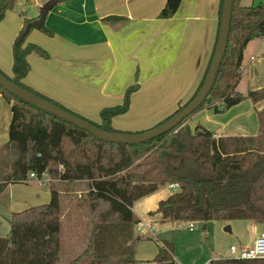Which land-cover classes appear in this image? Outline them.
<instances>
[{
    "label": "trees",
    "instance_id": "16d2710c",
    "mask_svg": "<svg viewBox=\"0 0 264 264\" xmlns=\"http://www.w3.org/2000/svg\"><path fill=\"white\" fill-rule=\"evenodd\" d=\"M241 1L233 0L227 44L213 85L204 102L192 113L204 105L212 108L214 113H220L246 98L253 102L264 100V87L246 94L235 90L244 47L250 40L264 36V4L246 6ZM180 3L181 0H166L158 17L170 18ZM15 5L16 0H0V22L6 11ZM44 16L23 19L11 44L12 75L0 71L15 84L101 129L123 132L113 128L111 120L128 109L130 94L138 89L136 86L126 90L122 104L101 109L100 122L95 123L25 85L24 78L30 71L29 54L34 52L42 58L49 57L41 46L26 40L32 29L53 34L45 25ZM214 48L215 45L192 95L182 104L178 103L172 113L154 126L170 118L199 91ZM0 94L10 104L11 111L8 141L0 148V194L10 182L27 181L31 172L37 175L46 172L48 178L58 176L69 183L87 181L86 201L91 224L88 241L67 264H136L135 242L150 237L135 233L139 218L132 210L133 203L170 183H178V188L161 199L154 212H150L157 213L163 222L246 220L264 223V107L258 112L256 135L216 137L201 125L194 127L192 132L184 124L190 113L161 135L126 144L101 140L1 86ZM213 94L218 96L217 101L208 103ZM75 151L79 152V158L73 156ZM60 165L64 167L61 171ZM8 221L9 233L0 235V264L58 262L61 203L57 190L51 188L47 203L12 212ZM158 246L154 260L160 264H176L172 244L165 241ZM213 264H264V258L221 257Z\"/></svg>",
    "mask_w": 264,
    "mask_h": 264
},
{
    "label": "rangeland",
    "instance_id": "374dc122",
    "mask_svg": "<svg viewBox=\"0 0 264 264\" xmlns=\"http://www.w3.org/2000/svg\"><path fill=\"white\" fill-rule=\"evenodd\" d=\"M46 3L51 4L53 2L52 0H16L15 7L6 11L5 18L0 22V70L5 75H12L10 51L12 34L20 30L24 18H33L37 14L42 18L46 14L44 9ZM243 3L245 5L253 3L254 5L258 3L264 4V0H243ZM192 22L195 25L196 22L192 20L179 23L190 25ZM160 23L163 22L156 21L154 23L153 32H155L156 26L160 25ZM179 23L176 21L172 22V27ZM202 24V27L197 30L194 37L197 49L201 46V30L205 27V23L203 22ZM34 30L38 33L37 29H32L27 35V41L30 39L37 40L32 36ZM10 32L11 36L8 37V33ZM169 35L171 38L167 42H165L166 38L164 37L159 42L156 38L150 41L149 30L146 29V50L150 51L152 56L150 58L145 57L143 63L140 61L139 64H129V69H134L135 66L139 65V67L134 69L132 74L130 70H127V67L126 69L123 68V70L122 67H119L120 63L117 60L121 56H124V53L120 51V47H114L112 58L116 60V63L114 62V68L112 63L113 70L111 71L114 77L109 79L110 81L107 82L103 91H100V86L97 84L96 86L91 85L81 90L78 89L77 93L79 96L73 94L65 96L67 97L66 100L71 102H68V104H71V110L78 113L81 111L87 119L99 123L101 109L107 106L122 104L126 90L131 86H136L138 89L130 94L128 109L112 118L111 125L113 128L123 132H139L162 121L176 109L178 103L182 104V102L186 101L195 89L193 87L195 79L192 85H188V78H182L183 80L175 78L174 64L171 60L173 52H180L178 48L182 45V42L179 40L183 36L180 32H175V27L172 28ZM106 55L111 59L110 54ZM29 64L33 71L31 74L33 79L35 75H39L38 72H40L41 66L44 67V65L32 63V58ZM95 65L97 68L100 67L99 73L106 70L105 60L101 62L99 58ZM84 67L87 66L82 65L80 69ZM193 72L196 73V71ZM124 73H128V76L131 74V77L127 80ZM262 76L263 74L259 77ZM102 77H98L96 82L102 81L104 78ZM251 80H247L244 77L237 85L236 90L245 94L248 88H250L248 86H251ZM24 83L26 86L31 87L28 81V74L24 78ZM191 89L192 91L189 92ZM217 99L218 96L213 94L208 103L216 102ZM248 103L244 102L238 106L234 105L235 107L232 106L220 114H214L211 111L208 114L213 116L212 120L226 118L235 113L240 114L243 112ZM10 117V104L1 96L0 148L8 141L7 133ZM205 117H207L206 105L192 113L184 121V124L192 132L194 131V127L199 123L212 130H217L219 125L216 126L209 123ZM253 121H256V119L252 118V123ZM67 146L70 147L69 144ZM72 153L74 157H80L78 151ZM58 168L61 171L64 167L60 165ZM51 188L58 191L61 203V249L60 257L56 264H67L85 248L88 241L91 224L89 206L86 201L87 181L77 180L69 183L58 176H51L44 182L28 177L25 182L8 183L0 194V235L4 236L9 233L10 224L8 217L12 212L47 203L50 199ZM172 191L174 190L167 187L161 188L156 194L158 195L157 198H151L147 202H143L136 210V213L143 217V219L135 225V233L150 237V239L135 242L136 264H160L154 260L158 251V244H160L158 241H166L172 244V256L176 264H213L215 259L221 257L228 258L230 256L229 247L231 245L240 248L241 245L251 242L255 233L264 230V223H254L246 220H233L230 222L218 220L206 222H163L160 220V216H156L157 213L150 214V212H154L158 206V202ZM152 206L153 209H150ZM147 209L150 210L146 211ZM139 223L142 226L140 230L138 229ZM190 223L193 224L192 230L189 229ZM150 224L153 225V230H150ZM226 225L230 226V231L225 229ZM248 225H252L254 230L251 231Z\"/></svg>",
    "mask_w": 264,
    "mask_h": 264
},
{
    "label": "crops",
    "instance_id": "0c3cea01",
    "mask_svg": "<svg viewBox=\"0 0 264 264\" xmlns=\"http://www.w3.org/2000/svg\"><path fill=\"white\" fill-rule=\"evenodd\" d=\"M165 1L52 0L53 3H46L44 6L46 12L44 14V23L53 31V34L47 35L39 30L37 33L34 30L32 36L37 40L32 38L33 40L30 39L28 42L40 45L48 52L49 57L42 58L34 52L29 54L28 61L30 63L32 58V63L44 65V67L41 66L40 72H38L39 75H35L33 79L31 75L33 71L30 68L28 72L29 85L36 91L60 102L71 110V104H68V102H71L66 100L67 97L65 96L70 94L79 96L77 93L78 89L81 90L91 85L96 86L97 84L100 86V91H103L107 82L110 81L109 79L114 77L111 74L115 65L114 62L116 63V60L112 58L114 47H120V51L124 53V56H121L117 60L120 63L119 67H122V70L127 67V70H130L132 74L134 69L139 67V65L137 67L135 66L134 69H129V64H139L140 61L143 63L145 57L150 58L152 56L151 52L146 50V29L149 30L150 41L156 38L159 42L164 37L166 38L165 42H167L171 38L169 34L172 28L175 27V32H180L183 36L179 40L182 42V45L178 48L180 54L173 52V58L171 60L174 64L175 78L177 80L188 78V85H192L195 79L193 87L196 88L207 67L216 42L220 21L219 9L221 0H181L178 10L173 16L170 18H159L158 14L164 6ZM241 3L245 5L243 0ZM251 5H254V3ZM38 16L39 14L32 19ZM111 16H118L120 18L109 19L108 17ZM187 20H192L196 23L195 25L193 22L190 25L179 23ZM156 21L163 23L157 25L155 32H153L152 29ZM174 21L179 24L172 27V22ZM203 22L205 23V27L201 30V46L197 49V43L194 42V37L197 30L202 27ZM17 33L12 34L10 46ZM10 36L11 32L8 33V37ZM244 48V53L242 52L241 73L237 85L244 77L247 80L252 79L250 81L251 86H248L250 88L245 92L246 94L249 90L264 87L263 36L250 40ZM106 54H110L111 59ZM99 58L101 62L105 60L106 65V70L100 73V67L97 68L95 65ZM82 65L87 67L80 69ZM193 71H196V73ZM259 73L263 74V76L259 77L261 76ZM131 74L128 76V73H124V76L128 80ZM98 77H102V81L96 82ZM244 102L249 103L243 109V112L240 114L235 113L226 118H218L217 120H212L213 116L208 113L209 111L213 112V110L209 106L207 107V117L205 119L209 123L216 126L219 125L217 130H212L200 123L198 125L209 129L216 137L224 135H256L259 129L258 112L264 107V100L253 102L249 98H246L235 106L243 104ZM78 114L84 116L81 111ZM252 118L256 119L253 123ZM164 187L169 188L168 185L162 186L155 192L133 203L132 210L139 218V221L143 217L136 213L138 206L151 198H157L158 195L156 194L158 190ZM150 209H153V206ZM156 216L158 217L159 215L157 214ZM150 225L153 226L152 224ZM248 227L251 231L254 230L252 225H248ZM257 234L258 232L253 235L251 242L241 246H250ZM158 242L161 243V241Z\"/></svg>",
    "mask_w": 264,
    "mask_h": 264
},
{
    "label": "water",
    "instance_id": "95a60500",
    "mask_svg": "<svg viewBox=\"0 0 264 264\" xmlns=\"http://www.w3.org/2000/svg\"><path fill=\"white\" fill-rule=\"evenodd\" d=\"M233 0H223L221 15L219 21L218 36L211 57L210 65L206 72L204 81L199 91L191 99L189 103L183 106L180 110L174 113L170 118L166 119L164 122L141 132L129 133V132H118V131H107L101 129L89 122L88 120L79 117L70 111L59 107L58 105L48 101L36 93L12 82L0 71V86L8 91L9 93L19 97L20 99L30 103L46 112H49L63 120H66L79 128L89 131L95 137L109 142H119L126 144H136L142 141L152 139L158 135L165 133L177 126L185 117L192 113L197 107H199L205 100L207 94L209 93L213 82L215 80L216 74L220 63L223 58V54L227 44L230 17L232 13ZM68 173V170L66 169ZM225 229L230 231V226L226 225ZM213 262V261H212Z\"/></svg>",
    "mask_w": 264,
    "mask_h": 264
},
{
    "label": "built area",
    "instance_id": "2783aa9c",
    "mask_svg": "<svg viewBox=\"0 0 264 264\" xmlns=\"http://www.w3.org/2000/svg\"><path fill=\"white\" fill-rule=\"evenodd\" d=\"M216 136V135H214ZM29 178H35L39 181L48 180L46 172H42L40 175H37L34 172L29 173ZM168 187L172 190L178 188V183H170ZM141 223H139L138 229H141ZM150 230H153V226L149 225ZM189 229H193V224L190 223ZM230 256L228 258L233 259H255V258H264V230L258 232L255 236L253 243L250 246H240V248L231 245L229 247Z\"/></svg>",
    "mask_w": 264,
    "mask_h": 264
}]
</instances>
